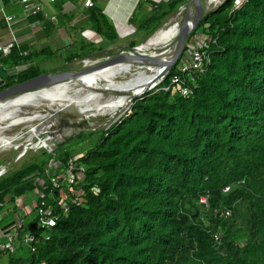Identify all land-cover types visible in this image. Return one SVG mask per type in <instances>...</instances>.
Returning a JSON list of instances; mask_svg holds the SVG:
<instances>
[{"label": "trees", "instance_id": "1", "mask_svg": "<svg viewBox=\"0 0 264 264\" xmlns=\"http://www.w3.org/2000/svg\"><path fill=\"white\" fill-rule=\"evenodd\" d=\"M189 1L153 4L138 26L143 39ZM91 11L94 30L115 41L103 8ZM199 32L210 60L204 72L185 74L184 96L171 80ZM31 59L17 47L0 57L9 69ZM39 74L32 67L7 82ZM88 134L97 140L81 153L58 149V174L47 159L0 177V210L8 194L14 201L35 191L41 177L58 217L39 229L36 211L19 230L22 239L36 233V251L11 253L9 264H264V0H224L207 11L163 81L108 130ZM73 160L84 172L55 188L52 179Z\"/></svg>", "mask_w": 264, "mask_h": 264}, {"label": "bare ground", "instance_id": "2", "mask_svg": "<svg viewBox=\"0 0 264 264\" xmlns=\"http://www.w3.org/2000/svg\"><path fill=\"white\" fill-rule=\"evenodd\" d=\"M137 1L123 0L117 5L118 0H113L109 7L108 12L115 16L119 31L124 37L132 32V27L127 25V17ZM211 2L219 3L220 0ZM189 8L190 2L183 5L182 9L179 8L176 18L172 16L152 34L147 43L138 48L134 54L136 58L103 66L78 78L61 81L0 102V149L24 151L35 134L30 135L24 142L15 144L14 138L24 131L12 136L6 135L5 132L24 124H27V130L32 129L36 127L34 121H44L51 115H66L64 121H59L54 128L68 129L82 123L79 118H92L103 114L114 116L125 111L132 96H139L162 81L164 68L173 56L169 47L173 42H177L181 31L179 18ZM106 60L95 61L89 58L84 60V63L87 66L97 65ZM106 90L119 94L103 99V92ZM53 106L57 108L54 109Z\"/></svg>", "mask_w": 264, "mask_h": 264}, {"label": "crops", "instance_id": "3", "mask_svg": "<svg viewBox=\"0 0 264 264\" xmlns=\"http://www.w3.org/2000/svg\"><path fill=\"white\" fill-rule=\"evenodd\" d=\"M93 2V6L87 7L84 0H56L54 2L52 0H34V4L41 6V10L37 13H31L29 9L25 8L22 0H0V44L14 43V48H21L24 50V55L32 56L28 63L10 68L9 74L15 75L32 67L45 68L44 65L47 62L51 64L52 69L50 70L55 72L62 70L60 68L68 63L69 58L74 54H80L83 49H88V54L83 58H95L99 53L107 54L113 51L112 49L119 38L125 39L136 31L139 39L129 43L126 49H130L131 44L135 41H142L145 34L144 31L138 29V25L133 21L135 13L139 7H143L145 13L142 19L144 20L152 13L153 4L160 3L155 0H138L129 13V18L127 17V25L132 27V32L124 37L119 31L115 16L108 12L113 0H93ZM122 2L123 0H118L117 5ZM145 3L148 5L145 6ZM96 5L103 8V14L114 26L118 37L113 42L107 41L92 26L91 10ZM9 15L14 16L13 22H8L7 17ZM36 16L38 19L33 21L32 19ZM84 31H91L94 35L92 33L85 35L83 34ZM147 39H143L141 43ZM63 53L66 54L65 59L59 56ZM5 56L7 55L0 52V57ZM80 59L75 60L80 61ZM0 66H2L1 61ZM58 168L56 167V169ZM65 171L58 176H63ZM6 174L7 172L4 175ZM35 184L39 188L37 187L35 191L26 195L17 196L14 201L9 194L5 197L0 210V242L7 235L18 231L17 227L21 222L24 224L33 218L36 213L37 195L41 192L40 188H45L46 182L43 178L37 177ZM23 248L28 249L26 245L21 244L18 245L15 252ZM8 257V255L1 254L0 264L4 260L9 264Z\"/></svg>", "mask_w": 264, "mask_h": 264}, {"label": "rangeland", "instance_id": "4", "mask_svg": "<svg viewBox=\"0 0 264 264\" xmlns=\"http://www.w3.org/2000/svg\"><path fill=\"white\" fill-rule=\"evenodd\" d=\"M203 1H204L206 8H207V11H212V10L216 9L224 0H220L219 3L211 2V0H203ZM147 5L148 4L145 3V6H147ZM209 6H210V8H209ZM140 8H141V10H140ZM191 8L193 9V6H191ZM144 13H145L144 8L139 7L137 12L135 13V16L133 17V21L138 26H139L140 22L143 21L142 18H143ZM186 13H187V11H185L184 14L181 15V18H179L181 21V24L183 23V20L186 16ZM177 16H178V13L176 12L175 15H173V17L176 18ZM201 36H202V32H199L191 39L192 47L193 46L195 47L197 44L199 45V44L203 43ZM137 39H139V38H137V32L135 31L133 34H131L129 37H127L125 39L119 38V40L116 41L114 48L112 49L113 51H110L107 54L99 53L95 58H91V59H93L95 61H99V60L103 61V60H106L108 58L114 57L115 55L120 54L122 52H127V51H129V49H126V48L128 47L129 43L131 41H134ZM175 44H176V41L170 45L171 47H169V49L172 50L171 53H173V54H174V50H175ZM59 56H62L64 59L66 58L65 53H63ZM86 59H88V58L87 57L81 58L80 61L75 60V59L72 61L69 60L67 64H65L64 66H62L60 68L62 70H58V71H63V70L80 71V70H83V69H85L84 60H86ZM44 66H45V68H43V67L38 68V70L41 73L55 72V71L50 70V69H52L50 63L48 64V62H47V64H45ZM89 66H92V65H89ZM64 68H67V69H64ZM8 70H9V68H7V66H5V65L0 66V77L6 81L10 75ZM118 94L119 93H117V92H112V91L106 90L103 92V96H104L103 99H105L106 96H107L106 98H109L112 95L115 96ZM131 105H132V103H130V105L126 109H124L125 111L119 112L114 116H108V115L103 114V115H98V116L92 117V118H85V117L79 118V120L80 119L82 120V123L76 124L74 127L70 126L71 128H68V129L54 128L59 123V121L61 123L62 121H64V118L67 117L63 113H62V115H58V116L57 115H51V117H48L44 121H41V122L36 120L33 122L36 124V127H33L32 129H29V130H27L28 129L27 124H24L26 126L20 125V126H18V128L14 127L12 129H9L8 131L5 132V134L6 135L9 134V136H12L14 134L17 135V134L24 131L22 134H19L14 138L15 144H20V143L24 142V140H26V138H28L32 134H35V135H34L33 140L31 141L30 145L24 151L0 149V169L3 166L9 165V168L7 170V173H8L11 171L21 169L22 167H24L25 165H27L33 161H37V162L43 161L44 162L45 160L48 159V162H47L48 163V172L49 173H51V172L55 173V172H57L56 167L58 168V166L60 167V165H61V161L58 158V156L60 154L58 149H60V147L66 146L67 150H75V151H77V153H81L85 149L91 147L94 144L95 140H97V135L91 136L88 133L93 132V131H98L101 129L108 130L116 121H118L130 109ZM53 108L56 109L57 107L53 106ZM88 122L91 124L89 125ZM84 123H86V124H84ZM78 127L82 128L83 130H80ZM87 128H90V130H87ZM19 130H20V132H19ZM83 134H85V135L82 137V139H81V137L79 138V136H81ZM83 138H84V140H83ZM77 153L75 154V158H79V156H81L80 154L77 155ZM19 155H23V156L19 160H16ZM4 169H5V167L2 170H4ZM2 264H8V262L4 260V262H2Z\"/></svg>", "mask_w": 264, "mask_h": 264}, {"label": "built area", "instance_id": "5", "mask_svg": "<svg viewBox=\"0 0 264 264\" xmlns=\"http://www.w3.org/2000/svg\"><path fill=\"white\" fill-rule=\"evenodd\" d=\"M53 2L56 0H52ZM26 9H29L31 13H37L41 10V6L34 4V0H22ZM87 7L94 5L93 0H84ZM8 22L14 21V16L9 15L7 17ZM92 33L91 31H84L83 34ZM94 35V33H92ZM14 48V43L7 45L0 44V52L4 55H9ZM209 55L207 52V44L204 42L197 44L195 47H191L188 51L187 59L181 64L180 69L182 75H175L171 80V85L177 87L179 91L184 95L188 96L191 93V89L187 86V79L185 74H191L192 72H204L205 64L209 63ZM167 87L166 89H169ZM78 158H75L77 160ZM79 168L80 172L76 173V169ZM84 172L83 167H78L75 161H71L69 167L66 169L63 176L54 177L52 179L55 188H61L64 183L73 184L76 182L77 178ZM81 173V174H80ZM228 189V188H227ZM202 202H207L206 198L202 199ZM36 211L39 215L38 227L39 229H50L54 227L57 223L58 217L53 214V211L47 207V203L44 198V193L41 191L37 195ZM23 223L19 224L18 231L11 233L6 236L4 240L0 242V255H9L15 253L18 245H26L32 252L37 249V237L36 233L32 232L27 234L23 239L19 236V230ZM45 238L49 239V234L45 233Z\"/></svg>", "mask_w": 264, "mask_h": 264}, {"label": "water", "instance_id": "6", "mask_svg": "<svg viewBox=\"0 0 264 264\" xmlns=\"http://www.w3.org/2000/svg\"><path fill=\"white\" fill-rule=\"evenodd\" d=\"M191 6H193V9L191 8ZM180 8L182 9V6ZM206 12H207V8L203 0H190V8L187 10L186 16L181 25V31L178 35V39L175 44L174 54L172 58L167 62L166 67L164 68L161 80H163L169 74L172 67L176 64V62L181 57L184 51V48L186 46V42H187L189 35L200 24ZM151 37L152 36H150L146 41H144V43H147ZM144 43H141L135 47H131L129 51L122 52L118 55H115L114 57L104 62H101L97 65L87 66L85 63L84 64L85 69L80 70V71L63 70V71H57V72H51V73H42L35 77L27 79L25 81L16 83L14 85H9V82H7L6 80L0 77V102L7 100V98H11V97H14V96H17V95H20V94H23L29 91L37 90V89H40V88H43L49 85H53L61 81L78 78L82 75H85L86 73L99 69L103 66H107V65L110 66L112 64H116V63L125 61L127 59L136 58L134 54L137 52L138 48ZM155 61H158V60L155 59ZM145 93H142L139 96H132L130 98V103H133L135 99H137L138 97L142 96ZM78 128L80 130H83L80 127ZM87 130H90V128H87ZM22 156L23 155H19L16 160H19ZM4 167L5 169L2 170ZM8 168H9V165L3 166L0 169V177H2L7 172Z\"/></svg>", "mask_w": 264, "mask_h": 264}]
</instances>
